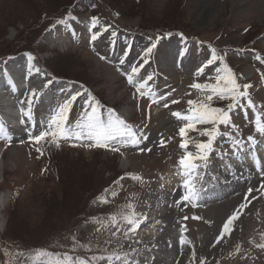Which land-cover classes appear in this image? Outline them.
Returning a JSON list of instances; mask_svg holds the SVG:
<instances>
[{
    "label": "rangeland",
    "instance_id": "374dc122",
    "mask_svg": "<svg viewBox=\"0 0 264 264\" xmlns=\"http://www.w3.org/2000/svg\"><path fill=\"white\" fill-rule=\"evenodd\" d=\"M93 17L97 18L94 26ZM59 20L64 23L58 24ZM52 30L60 34L63 51L45 37ZM93 34H97L95 41ZM152 43L157 47L150 62L130 84L127 74L143 63V53ZM22 49L40 53L51 75L83 82L65 86L61 102L49 109L39 111L32 105V119L43 116L48 122L59 105L79 93L67 113L69 125L81 118L89 104L98 103L105 116L109 109H117L119 116L124 111L128 124L146 139L138 146L113 145L119 152L61 140L60 147L44 143L40 155L28 134L15 130L13 138L9 132L11 143L0 140V198H6L0 215V264H55L57 260L67 264L61 259L65 253L76 264L81 260L85 264H199L201 259L205 264H264V250L252 243L262 242L264 233V189L260 188L264 167L250 164L251 157L247 160L261 143L258 150L264 152V135L256 130L257 113L264 121V0H0V56ZM213 49L223 61L197 75ZM225 64L241 85H252L248 91L258 110L238 106L229 113L231 125H219V131L240 140L244 151L233 149L230 137L218 136L202 182L197 179V186H202L199 201L195 207H177L175 202L185 192V177L178 171L179 157L185 154L178 132L186 121L172 112L187 114L188 100H205L210 93L191 85L214 83L215 69ZM149 74L152 95L140 97L135 85ZM172 100L180 102L172 104ZM230 102L214 98L212 106L227 110ZM164 103L169 107L164 108ZM211 127L200 124L196 134L188 132L189 151L195 153V145L208 139L200 133ZM32 128L33 135L42 129ZM249 136L256 139L255 146L248 143ZM161 140L166 141L163 146ZM123 152L127 154L122 156ZM250 187L257 199L244 209L233 233L213 247L223 222ZM105 198L108 203H103ZM129 204L141 215H146L147 205L148 214L126 239L124 232L130 225L120 220V214L129 210ZM113 214L119 221L115 227L108 223ZM105 223L107 227L102 226ZM117 255L121 260L115 259Z\"/></svg>",
    "mask_w": 264,
    "mask_h": 264
},
{
    "label": "snow or ice",
    "instance_id": "6c2138e0",
    "mask_svg": "<svg viewBox=\"0 0 264 264\" xmlns=\"http://www.w3.org/2000/svg\"><path fill=\"white\" fill-rule=\"evenodd\" d=\"M118 15V14H117ZM58 24L64 23L63 20L57 21ZM93 26L97 23V18H92ZM55 25H53V29ZM115 35V33H113ZM97 39V34H93L91 40L95 41ZM157 47V43H152L150 47L146 48L143 53V63L139 65V67L133 66L131 68V73L127 74V79L130 84L134 82V74H138L139 69L143 68L150 62V57L153 50ZM101 59H107V57H100ZM33 58L29 56V61L31 62ZM223 56H218L213 49L211 57L206 61L204 65H202L197 70V75H202L204 73L205 68L210 65H214L217 61H223ZM259 60L260 57H257ZM123 63V61H121ZM36 73H40V69L35 70ZM259 71V69H257ZM216 75L214 77L215 83H193L191 88L206 91L208 94L205 100H188L187 104L189 105L187 114H182L179 111L172 112V116L176 117L179 120L186 121L183 126L179 128V136L181 138L180 149L184 150V155L179 157V173L185 177L182 181V185L185 189L184 194L181 199L176 201L177 207L183 205L187 207L189 205L195 207L196 203L200 199V193L202 190V186H197V179H203L204 169L209 167L210 157L215 152L214 142L218 136H228L231 138V134L228 132L219 131V125L229 126L231 125V118L229 113L232 112L236 107L242 108H252L255 109V104L251 99L249 94V89L252 87L251 84L244 83L240 84L238 82L237 75L229 68L226 64L223 67H217L215 69ZM261 78L264 79V73H261ZM153 79V76L149 74L147 79L142 83L136 84V93L140 97L150 96L152 95L151 88L149 87L148 82ZM213 79L209 77V80ZM52 84V80L49 79L44 84V89H47L49 85ZM148 88L147 92L142 89ZM42 95V92L37 91V89L33 88L28 93L27 101H19L21 105L19 111L21 113V124L24 125L32 120V105L34 101ZM79 93L72 95L67 100H65L58 108L55 110L54 114L48 120L47 125L43 127L38 134L33 135L32 131L28 132V140L30 143L34 144L35 150L40 155L44 154L43 144H53L56 147H60L61 140L68 141H77V142H86L84 146L87 148H105L110 149L113 152H119V147H114L113 145L119 144L121 146H138L142 143L146 137L143 135V132L140 130L133 129L121 116L115 113L114 110L109 109L107 116H105L100 108L98 103L89 104L88 110H86L81 118L75 122L74 125L68 124L67 113L69 112L71 105L76 100ZM224 100L230 99V103L227 104V110L222 107H213L212 102L213 99ZM160 99H163L161 97ZM246 101V104H242L241 100ZM180 101L172 100V104H177ZM27 103V108L23 105ZM88 103V102H86ZM153 103H157V101H153ZM164 108H168L169 104L164 103ZM26 118V119H25ZM200 124H211L212 127L210 129H204L201 131V135L207 136L208 139L206 141L200 142L195 145L196 152L193 153L189 151V138L188 132L191 130H197V125ZM234 127V125H232ZM34 128V125H33ZM256 130L261 135H264V121L261 120L259 113L256 115ZM8 140L11 143V136L8 135L6 126L3 121H0V140ZM232 139V148L236 151H244V144L235 138ZM248 143L255 146L257 144L256 139L253 136H249ZM23 143V141H21ZM166 141L161 140V146H163ZM71 146H79L77 143H73ZM140 152H144V148H139ZM147 151H151V149H147ZM235 155V152H233ZM134 179H141L139 176H135ZM261 189H264V183L260 185ZM253 188H248L245 193L243 201L236 206V208L232 211V213L226 218L223 222L222 227L219 231V235L215 238V243L213 247L217 244H220L225 238L230 236L235 230L236 222L240 219V217L244 214V209L251 204L252 200L257 199L256 196H252ZM18 194V193H17ZM112 196H116V192L111 193ZM251 196V199L249 197ZM103 203H108V200L105 198ZM128 211H122L120 214V220L124 223L130 225L128 230L124 232V237L128 238V233H134L140 226V224L147 219L146 215H141L134 210V206L129 204L127 206ZM194 219H200V217H193ZM184 220H187L188 217H183ZM117 216L115 214L109 217L108 223H110L113 227L118 224ZM102 226L107 227V224H103ZM119 231V228H117ZM113 236L116 235V232L112 233ZM260 243H252L255 244V247L261 250H264V233L261 234ZM181 243H184L183 238L181 239ZM134 250V249H133ZM237 251H240L239 245L236 248ZM39 255L43 257H47L46 252H41ZM125 256L127 253L124 254ZM63 261L67 262V264H76L75 261L72 260V257L67 253L61 258ZM95 259V257L93 258ZM102 259V258H101ZM116 260H121V256L117 255L115 257ZM193 259H195V252H193ZM55 264H60V260H57ZM79 264H85L84 261H79ZM199 264H205L204 259L199 261Z\"/></svg>",
    "mask_w": 264,
    "mask_h": 264
},
{
    "label": "bare ground",
    "instance_id": "6f19581e",
    "mask_svg": "<svg viewBox=\"0 0 264 264\" xmlns=\"http://www.w3.org/2000/svg\"><path fill=\"white\" fill-rule=\"evenodd\" d=\"M26 62L27 61L23 60L22 58H17L14 61L11 62L12 65L10 66V67H12L14 69V72L16 73V78L17 79H16L15 87L18 88V92L21 93V94L24 92L25 89H27L31 85L35 86L36 89H41L42 86H43L42 82H38L37 80L32 82L30 80V78L28 77L27 72L23 68V65L26 64ZM59 86H60V90H64L65 89L64 88L65 87L64 84H59ZM70 92H72V91H70ZM8 101H10V98L6 99L7 103H9ZM0 154H1V152H0ZM255 156H256V160L253 159V163H257V161L261 160V155H260L259 152H256ZM249 158H250V156L247 157V160H249ZM0 175H1V167H0ZM170 185H172V184H170ZM5 205H6V198L5 197L0 198V215H2V211H3L2 208H4ZM145 208H146V211H144L143 213H145L147 215L148 213H146V212L148 210V206L147 205L144 206L143 209H145Z\"/></svg>",
    "mask_w": 264,
    "mask_h": 264
},
{
    "label": "trees",
    "instance_id": "16d2710c",
    "mask_svg": "<svg viewBox=\"0 0 264 264\" xmlns=\"http://www.w3.org/2000/svg\"><path fill=\"white\" fill-rule=\"evenodd\" d=\"M49 14H50V10H49ZM14 24H16V23H15V22H12V23H11V25H14ZM17 230H18V228L15 227V228H14L15 234H16V231H17Z\"/></svg>",
    "mask_w": 264,
    "mask_h": 264
}]
</instances>
